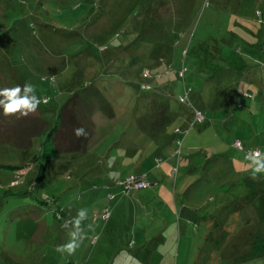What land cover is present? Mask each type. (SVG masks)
Masks as SVG:
<instances>
[{
  "label": "rangeland",
  "instance_id": "374dc122",
  "mask_svg": "<svg viewBox=\"0 0 264 264\" xmlns=\"http://www.w3.org/2000/svg\"><path fill=\"white\" fill-rule=\"evenodd\" d=\"M167 1L161 0L165 6L159 4L155 12L154 5H151L154 0H0V89L31 83L40 99L39 109L47 112L42 113L37 108L27 116L17 113L0 119V134L25 138L21 141L23 143L28 142L26 137L29 134H36L25 155L14 145L3 143L4 136L0 135V264H241L256 252L253 246L255 236L264 239V213L259 215L260 222L257 223L258 209L253 202L248 208L237 210L236 213L243 216L235 218L231 206L234 199L231 198L243 186L232 182L230 171L212 167L199 148L194 156L183 158L187 144L184 142L187 141L183 142L182 153L178 156V145L170 140L169 148L160 156L173 157L172 165H164L160 170L169 167L168 173L153 179L151 168L160 165L158 160L149 168L143 166L145 173H149L146 181L154 184L125 195L121 182L139 171L134 156H125L116 146L117 140L102 142L101 139L109 130H113V138L121 133L123 123L118 122L126 116L123 105L115 104L112 111L108 110L100 104L99 93L98 98L96 92L93 94L98 89L87 86L89 91L86 93L90 92L95 110L92 112V107L81 103L80 94L72 104L73 107L78 105L79 111H70L63 122L56 120L58 108L67 102L71 95L68 90L72 89L63 88L60 92L58 86L67 79H75L76 85L81 84L97 70V57L84 58V53L79 52L81 44L98 42L84 49L94 51L98 44V48L106 51V46L91 36V32L99 34L102 29L108 35V43L114 40L111 45L125 43L130 38L132 41L141 29L146 11L153 22L142 29L143 36L147 37L158 20V23L161 21L171 27L176 19L175 22L182 24V31H166L157 42L137 43L134 54L139 57V64L135 72L150 73L148 78L141 76L138 79L148 82L163 71L168 74V81L174 85L173 95L169 94L171 105L180 115L187 108L192 114L194 110L199 111L197 104H201L200 101L204 106L208 103V107H212L217 98L223 99L220 112L224 109L237 112L234 107L236 87L242 84L243 90L246 83L240 76L243 70L237 71L231 66L240 67L246 58L253 56L246 51L247 44H252L248 48L258 57L253 58L259 59L254 65L259 79L264 78V0ZM256 10L260 11L258 15ZM199 43H204L205 47L197 52ZM76 49L77 53L74 52ZM107 52L112 53L106 55L109 57L107 64L120 62L123 51L117 52L111 46ZM200 52L205 56L204 60L215 54L222 55L223 62H214L212 67L200 66L196 63L201 58ZM159 55L165 62L150 69L149 60ZM75 61L84 63L85 70H81L78 63L75 66ZM157 69L162 72L155 74ZM179 70L185 71V78H178ZM51 78L53 80H49ZM225 83V88L231 87V90L224 92ZM97 87L110 100L112 92L119 93L127 85L106 79ZM183 87L188 105L178 101L185 93ZM262 93L264 95V91ZM101 97L103 99V95ZM81 112H87L88 116L82 126L74 123ZM201 113L204 116L206 112ZM138 114L136 112L140 130L149 129L152 126L149 120L157 119V109L150 111L152 117L147 122L146 117L143 119ZM205 116L194 122L187 134L188 140L207 147L212 143L231 141L233 144L236 141L234 136H239V130L231 127L226 131L221 125L220 131L213 124L216 119L202 129ZM78 119L83 120L84 115ZM44 120L53 126L57 123L66 126L68 132L74 123L73 127H83L87 135L81 136L82 140L85 138L83 149L60 154L58 150L64 147L62 141L66 137L57 134L55 148L48 144V156L53 165L39 177V167L44 162L41 148L45 136L41 133L49 124ZM185 122V118L184 122L175 125L168 121L162 128L163 133L170 130L171 137L172 129L182 127ZM150 135L154 145H158L155 134ZM154 149L153 146L151 150ZM194 149L188 152L193 153ZM208 150L212 152L211 148ZM182 172L187 178H183ZM203 182L207 184L202 189L199 186ZM226 182L230 183L227 184L230 198L222 196L215 188L216 184ZM167 185L173 195L172 203L166 205L162 201L160 204L156 193ZM185 186L189 187L183 194ZM215 205L219 208L214 209ZM81 209L86 211V218L77 227L74 220ZM73 233L77 234L75 240L79 245L76 250L72 254L58 250L73 242ZM242 264H258V261L249 260Z\"/></svg>",
  "mask_w": 264,
  "mask_h": 264
},
{
  "label": "crops",
  "instance_id": "0c3cea01",
  "mask_svg": "<svg viewBox=\"0 0 264 264\" xmlns=\"http://www.w3.org/2000/svg\"><path fill=\"white\" fill-rule=\"evenodd\" d=\"M156 0H154L155 2ZM153 3V2H152ZM128 17V15H127ZM176 20V19H175ZM174 20V25H177L178 27H180V31H182V24L175 22ZM143 21V20H142ZM179 21V18H178ZM142 26V25H141ZM105 29H102L101 32H103ZM141 30H139V32L137 33V35L140 33ZM151 32V31H150ZM92 33V32H91ZM118 32H116L115 34H117ZM93 34L96 35V33L93 32ZM93 34H91V36H93ZM104 34V33H103ZM102 34V35H103ZM137 35L133 38V40L131 41V38L125 42V43H117V44H112L110 45L113 46L114 49H116V51H123L121 53L120 57V62L119 63H111V64H107V60L106 58L103 59L102 56L97 55L96 53H94V51H91L90 49H84V47L89 48L90 45H85V44H81L79 52L80 54H83L84 58H96L98 59V63H97V70L96 72H92L90 73L92 76L90 77L89 80H84V82H82L81 84H77L76 85V81L75 79H67V81L64 84H60L58 86V90L61 92V90H63V88L68 89L69 87H72V89L68 90L70 92L71 95H69V98L67 100H69L74 94H78V95H84V104L86 106H89L90 108L93 106L91 104H94V100L92 98L89 93H86L87 90V86L90 87H94L96 88V90L98 89V93H100V95H103V98L105 99V102L102 101L101 105L104 107V105L107 107L108 110H111L115 108V104L116 105H123V111L124 114H126L125 118L123 119V121H119L118 124H120L121 122L123 123L122 128H121V133L118 135V137H112L114 132L113 130H109L106 133L105 137H102V142H106L108 140H117L115 143L116 146L118 148H120V151H122V153L125 156H134L133 159H135L134 163L137 166L136 168L139 169V171H137V175L140 176H147L149 173H145L146 170L143 168V166H145L146 168H149L150 165H154L155 161L158 160L159 164L158 165L160 167L159 170H157L156 168L158 166H155L154 168H151V170L154 172L153 174V179H157L160 177H163L164 175H166L168 173L169 167L165 170V171H160L164 165H172L173 163V157L171 158H164V157H160L162 156L163 153H165L166 148H169L170 145V140L171 142H175V137H174V130L177 128H173L171 131V137L169 136V131H165L163 133V131L160 133V135H158L156 138H158L159 144L158 145H154L153 143V138L152 136L149 134L150 132H152L154 126H150L149 129H146L145 131L143 129H139V125L137 123V116H136V112L138 114L139 117H142L144 119V117H146V122L148 119H150L152 116L149 114L151 110H155L157 109V115L160 113V111H158L159 109L155 106L154 108L151 106V100L153 98H155V100L157 102H162V103H166L165 105L167 106V113L170 116V121H172L175 124H179L178 122L182 123L184 122V118H185V124L182 127V129H186L189 125V123L191 122V119L193 118V114L191 112V109L187 108V110H183L182 115L178 114L175 110L174 107H172L171 105V99L169 94L173 95V86L172 82L168 81V74H164V71L162 72V69H157L154 70L155 74L156 73H161V75H154L153 77H151L148 82L146 81H142L139 80L138 78L141 77L142 73H136L135 69L137 68V65L139 64V57L137 55L134 54L135 52V48H136V44H133L134 40L136 39ZM114 41V40H113ZM111 41V42H113ZM160 41V39H151V40H146L144 42H157ZM111 42L108 43V40L105 39V41H101L102 44H111ZM142 43V42H139ZM100 44V45H102ZM245 45V44H244ZM248 46L252 47V44H247L245 46L246 51L250 54H252L253 56H250L249 58H246V60L242 63V65L239 67L238 65H234L231 66L232 68H234L237 71L243 70V74H241L240 76H242V80L246 83L245 86L243 87V90H241V86L242 84H239V87H236V102L240 103L242 105V107L237 108L234 104V107L237 110V112H231L230 113V109L228 110H223V112H220L219 110L222 107V102L223 99H218L217 101L214 100V104L212 107H208V103H206V106L203 105V101H200L201 104H197V107H199L200 109H197L199 111H203L206 112L204 113L205 116V120L202 124V129L203 126H207L208 124H212L213 120V124L215 125V127H219V130L221 131V125L223 128L224 125V130H230L231 127H235L239 130V136L235 135L234 136V140H238L241 142L243 148L245 149H254V148H258L261 150V155L259 158H257L254 161H250V160H246L243 158L240 150L236 149L233 144L231 143V141H227L228 143H221V144H211L205 146L202 143L199 144H194V142H191L190 140H188L187 138V134L189 133V131L187 132V134L184 136L183 141H182V147H184V143H187L186 146L184 147V149H186V152L183 154V158H190L192 156H194L195 153H198L199 150L197 148H199L202 153L203 156H205V160H207V162L212 166V167H216L219 166L222 167V170H227L230 171L231 173V177L233 178L234 182L236 185H240L243 186L241 189H238L236 192H234L233 198L234 199V203H231L232 201H230L229 203H231L232 205V212H235L236 217L240 219L242 216L238 215L236 213L237 210L242 211L245 207H249L251 205H253V202H256L255 204V209L257 210L260 202L258 199V196L254 198V200L252 199V192L250 191L249 187H247L244 184V179L251 177L252 179L258 176H261L262 178H264V109L263 112L260 110V103L262 104V108L264 107V95H263V91H264V78L260 77L257 74L256 71V67L254 66L257 62V60L259 61L257 55L252 52ZM205 47L204 43H199V46L197 47V52L199 50H202ZM161 48V47H159ZM207 50V49H206ZM204 50V51H206ZM74 52H78V50L76 49ZM163 55V54H162ZM201 58L197 59V64H199L200 66H209L212 67V63L216 62H223V57L222 55H214L211 59L209 60H204L203 57H205L204 55L201 54ZM53 56L50 57V60H52ZM82 57V56H81ZM256 57V58H253ZM222 58V59H221ZM109 60V59H108ZM80 62V61H79ZM150 62V69L151 67H153L154 65L159 64L160 62H165V59L159 55L158 57L153 58L152 60H149ZM78 62H74L75 66H77ZM79 66H81V70L86 68L84 67V63H78ZM134 64V65H133ZM118 66L119 68H116L114 70V68H112L113 66ZM145 66V65H144ZM143 66V67H144ZM227 66V65H226ZM112 68V70H111ZM147 70V69H146ZM76 72H78L76 70ZM110 74H115L117 76L118 79H115L116 76H112V78H106L108 75ZM75 77H77V74L75 75ZM185 78V76H184ZM87 79V78H86ZM107 80L109 81H119L121 84L127 85V88L124 90L122 89V91H120L119 93H115L112 92L109 96L110 100L108 99V97L106 95L101 94L100 92V88L97 87L98 84H100V82H105ZM128 83H133L135 85L139 84V83H147L152 85L155 88V95H152L149 92H142V93H138L136 91V89L134 87H132V85L130 86ZM70 83V85H68ZM72 84V85H71ZM225 86H227V83H225L224 85V92L231 90V87L228 89V87L225 88ZM230 86V85H229ZM192 88V87H191ZM184 90V88H183ZM189 90V89H188ZM240 92H244L243 94H241ZM246 92H250L252 94V98L251 97H246L244 96V94ZM85 94H87L85 96ZM201 95L204 96V93H200ZM239 94V95H238ZM241 94V96H240ZM155 96V97H154ZM202 96V100H204L205 98H203ZM97 97V95H96ZM259 99V102H257L256 100ZM213 100V99H212ZM150 101V102H149ZM66 102V101H65ZM199 102V101H198ZM181 103V102H179ZM65 104V103H64ZM63 104V105H64ZM183 104V103H182ZM62 105V106H63ZM188 105V104H186ZM62 106H60L58 109H60ZM220 106L219 109H217L216 107ZM121 108V106H119ZM39 109V107H38ZM79 111V107L76 108ZM40 110V109H39ZM95 110V108L92 109V111ZM42 111V110H40ZM56 112L57 110L54 112V115L56 116ZM59 112V111H58ZM42 113H47L46 111H42ZM113 113V112H112ZM156 115V116H157ZM207 115H210L209 118ZM50 116H53L52 113L50 114ZM183 118V119H182ZM57 120V119H56ZM154 122V120H149L150 125H152V123ZM217 122H220L219 125H216ZM232 124H234V126H231ZM114 123L110 126V127H114ZM108 128V127H107ZM207 129H210L207 128ZM205 130V129H204ZM162 133H163V137H162ZM123 136V138H122ZM106 137H110L109 139H106ZM160 137H162L160 139ZM164 138V140H163ZM105 140V141H104ZM187 141V142H184ZM184 142V143H183ZM153 146L155 147L154 150H151L153 148ZM191 148H195L193 153H189L188 151L191 150ZM201 148H204L203 150ZM208 148L212 149V152L208 150ZM151 150V151H150ZM182 151V150H181ZM211 152V153H210ZM182 153V152H181ZM180 153V154H181ZM60 154H68V153H60ZM72 154V153H69ZM168 160V161H166ZM165 161V162H164ZM220 163V165H218ZM259 168V170H257ZM156 169V170H155ZM152 172V173H153ZM186 172V171H185ZM185 172H182V176L183 178H187L184 177L186 174ZM134 175H136V173H133ZM147 174V175H146ZM151 185H153L154 183H150ZM207 182H203L199 187L200 188H204L206 186ZM226 184V185H225ZM219 183L216 184L215 188L217 190H219V193H222V196H226L228 198H230L228 196V185H230L229 182L226 183ZM187 185V183L185 184ZM189 186H185L184 187V192L183 194L187 191ZM170 187L169 185H167L165 187V189H160L158 190V192L156 193V198L158 203H162V201L168 205L170 203H172V199L171 196H173L170 193ZM210 193V191H205ZM204 192V193H205ZM232 194V193H231ZM160 199V200H159ZM214 201V199H213ZM172 206V205H171ZM225 206V205H222ZM219 207L215 205L214 209H218ZM229 212V209H228ZM227 212V213H228ZM261 214H259V212L257 211V220L256 222L259 223L260 222V216ZM206 217H209L208 215H206ZM247 219V218H246ZM209 221V220H208ZM259 229H258V233H259ZM256 235H259V234ZM262 234V233H260ZM253 237V236H252ZM253 254H250L247 259L241 261L242 262H246L249 260H253V261H258V264H264V252H252Z\"/></svg>",
  "mask_w": 264,
  "mask_h": 264
},
{
  "label": "trees",
  "instance_id": "16d2710c",
  "mask_svg": "<svg viewBox=\"0 0 264 264\" xmlns=\"http://www.w3.org/2000/svg\"><path fill=\"white\" fill-rule=\"evenodd\" d=\"M160 1L161 0H158V1L156 0L155 2H153V4H151V5H154L155 12L158 11L157 9H158L159 4H162V7L165 6ZM167 2L170 3L171 0H168ZM173 4H175V3L173 2ZM176 7L179 8L178 5H176ZM167 9H168V7H167ZM147 10H148V8H147ZM152 22H153L152 21V16L150 17L147 14V11H146L145 17L143 18L142 26H141V29H140L141 31L137 35V37L134 40L133 44H136V43H139V42H144V41L148 40V38H150V39H154V38L155 39H158V38H161L162 37V34H164L166 31H170V32H173V33L180 32V27H178L177 25H174L175 23L171 27H168L167 25H165V23H161V21H160V23H158L159 22V20H158V22L156 24L154 23V28H151L150 29L151 32L146 35L147 37L143 36L141 34L142 33V29L143 28L146 29L147 27H149V25H151ZM91 34H93V32ZM93 35L97 39H99L100 42L101 41H105V39L108 36L105 31H103V32L100 31L99 34H96V35L93 34ZM95 43H98V42H94L93 41L89 45H94ZM99 44H102V43H99ZM102 45L106 46V49L108 50L111 44H105L104 43ZM95 47L96 48L94 50V53H96L99 56L101 55L103 59H105V58H106V60L109 59V57L107 58L106 55H110L112 53H108L107 50L105 51V50H102V49L98 48L99 47L98 44H96ZM112 76H116V75L115 74H110L106 78H112ZM115 79H118L117 76L115 77ZM127 84H129L130 86L132 85V87H134L138 93L139 92L140 93H142V92H146V93L149 92L152 95H155L154 94L155 88L153 86L147 87L148 84L145 87L142 86V83H139V84L135 85L133 83L131 84V83H128L127 82ZM95 92H96V95H97V93L99 91L98 92L97 91H94V93L93 92L92 93L95 94ZM78 96H79L78 94H74L69 100H67V102H65V104L59 110V114L57 116V121L59 120L60 122H63L64 118L66 119V116H67V114L70 111L76 110V108H77L78 105H75L73 107L72 104L74 103V101L76 100V97H78ZM98 97L97 98L99 99L100 102L103 101L104 98L102 99V97L100 96V93L98 94ZM80 98H81V100H80L81 103L84 104V97H83V95H81ZM251 98H252V96H251ZM156 103H157V106L156 107L159 109L158 111H160V113L156 116L157 119L154 120V122L152 123V126H154V128L152 130V132L155 134L154 138L156 137V135L160 134L161 131H163V129H162L163 126L168 121H170V116L167 113V106L165 105L166 103L157 102L155 100V98H153L151 100V104H152L151 106L152 107H155ZM69 105H70V107H69ZM91 105L93 106V108H95L94 104H91ZM89 111L90 110H88V112ZM0 113H2V112L0 111ZM2 114H0V119H4L5 118L4 114L3 115ZM82 115H84V119L83 120L78 119ZM3 116H4V118H3ZM87 118H88L87 112L85 114L83 112L78 113V117H76L74 123L77 122L76 124H80L81 125V123H82V125H84L85 124V121L87 120ZM6 121H7V119H6ZM45 122L47 124L49 123L48 121H45ZM73 124H72V128L69 130V132L67 130H65L66 129L65 128L66 126L65 127H61V125L58 126L59 123L55 124L54 126L49 123L47 125L48 128H46L44 131H42L41 136H45V139L43 140V146L41 148V151H42L41 158L42 157L44 158V160H43L44 162L39 167V173H40L39 174L40 175L39 177H41V174L43 175V172L46 170V168H48L49 166H52L53 165L52 161H50L49 156H48V152H49L48 151V149H49L48 148V144L50 143L49 146H52V148H55V146L58 143V142L55 141V137L57 136V134H60L62 138H63V136L66 137V140L63 138V141H62V144L64 145V147L61 150L59 149L58 150V153H68V154L69 153H76L77 151L83 149V147L85 146V145H83L84 142H85L84 141L85 138H83V140H82V137H77L74 134V130L76 129L77 126L73 127ZM65 131L68 134H66ZM152 132H150V133H152ZM0 135L4 136V138L1 140L3 143H10V144L14 145L18 150L20 149L19 151H21V153H23L22 155L28 154V152L30 151L31 146H32V140H33L34 137H36V134H34V135H30L29 134L26 137L27 139H29L28 142L23 143L21 141H23L25 138L24 139H16L15 137H12V135H10V134L5 135V134H2V133ZM68 135H69L70 138L68 137ZM24 144H27V145H24ZM247 160H249V159H247ZM254 160H256V158L250 159V161H254ZM244 184L247 187H249L250 191L252 192V199L253 200H254L255 197L258 196V199H259V202H260V205L258 207V212H259V214H263L264 213V178H262L261 176L255 177L253 179L251 177H248V178L244 179ZM255 239L256 240L253 243V246H254L255 251L256 252H262L263 251V248H264V239H260L259 240L258 238H256V236H255ZM261 240H263L262 243L260 242Z\"/></svg>",
  "mask_w": 264,
  "mask_h": 264
},
{
  "label": "clouds",
  "instance_id": "9594fccd",
  "mask_svg": "<svg viewBox=\"0 0 264 264\" xmlns=\"http://www.w3.org/2000/svg\"><path fill=\"white\" fill-rule=\"evenodd\" d=\"M255 14H256V12H255ZM184 54H186V52H184ZM183 67H182V70H183ZM182 70H179L178 73ZM185 71H186V69H185ZM185 71L183 72L182 78H184V76H185ZM145 72H147V74H148L147 76L143 75ZM149 75H150L149 71H143L141 74V76L143 78H148ZM178 78L180 79V77H178ZM142 84L147 86V83H142ZM150 86H152V85L148 84L147 87H150ZM184 92H185V90H184ZM247 93L249 94V96H247V97L252 96V94L250 92H247ZM178 101H179V99H178ZM39 104H40V99L36 95V88L31 83H26L22 87L20 85H17L15 87H11V88L0 89V111H2V113L4 115H10V114H17L18 113L20 116H27L29 113L35 112L37 110ZM183 104H187V103H183ZM235 106L237 108H240V106L242 107V105L240 103L235 104ZM195 111L196 110H194V112H193V120H191V122L189 123V127H187L186 129L176 128L174 130L175 142L178 145V149L176 150V154L178 156H179L180 151H181V145H182V141H183L184 136L191 129V127H193L194 122L197 121V120H195ZM198 112H200V111H198ZM202 116H203V114H202ZM203 118H204V116H203ZM74 134L77 137L87 135V133L83 127L76 128L74 130ZM236 141H238V140H236ZM234 142H233V146H234ZM254 149H258V148H254ZM248 150H252V149L245 150L242 147V150H240V151L243 153V151H248ZM260 152H261V150H260ZM259 157H257V158H259ZM257 170H259V168ZM137 176H140V175H137ZM144 178H145V176H144ZM149 185H150V183H149ZM85 218H86V211L81 209L78 212L77 218L74 220V224L78 227L80 225L81 221H83ZM72 235L74 237L73 242H70L67 245L61 246L60 248H58V250L65 251L68 254H72L76 250V248L79 246L75 240V237L77 234L73 233Z\"/></svg>",
  "mask_w": 264,
  "mask_h": 264
},
{
  "label": "built area",
  "instance_id": "2783aa9c",
  "mask_svg": "<svg viewBox=\"0 0 264 264\" xmlns=\"http://www.w3.org/2000/svg\"><path fill=\"white\" fill-rule=\"evenodd\" d=\"M259 13H260V11L256 10V14H259ZM263 48H264V46H263ZM143 75L147 76L148 74L144 73ZM178 75H179V77H183V71H180L178 73ZM50 80H53V79L51 78ZM145 86L146 85H143V87H145ZM245 95L249 96L248 93H246ZM179 101L182 103H187L186 92L184 94H182L181 96H179ZM202 118H203L202 114L198 111H195V120H199ZM234 146L237 149L242 150V144L240 141H235ZM243 154H244V157L246 159H253V158L259 157L261 152L259 149H252V150H248V151H243ZM121 185L123 187V194L128 195L130 191L147 187L149 185V183L146 181L144 176L131 175L130 178H127V179H125V181L121 182Z\"/></svg>",
  "mask_w": 264,
  "mask_h": 264
},
{
  "label": "bare ground",
  "instance_id": "6f19581e",
  "mask_svg": "<svg viewBox=\"0 0 264 264\" xmlns=\"http://www.w3.org/2000/svg\"><path fill=\"white\" fill-rule=\"evenodd\" d=\"M258 15V14H257Z\"/></svg>",
  "mask_w": 264,
  "mask_h": 264
}]
</instances>
